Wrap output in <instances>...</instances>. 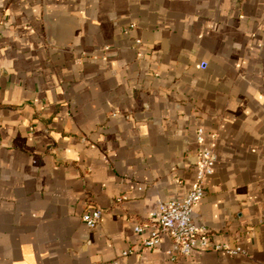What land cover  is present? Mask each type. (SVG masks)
I'll return each mask as SVG.
<instances>
[{"label": "crops", "instance_id": "0c3cea01", "mask_svg": "<svg viewBox=\"0 0 264 264\" xmlns=\"http://www.w3.org/2000/svg\"><path fill=\"white\" fill-rule=\"evenodd\" d=\"M204 146L193 218L245 252L142 246ZM112 260L264 264V0H0V264Z\"/></svg>", "mask_w": 264, "mask_h": 264}, {"label": "built area", "instance_id": "2783aa9c", "mask_svg": "<svg viewBox=\"0 0 264 264\" xmlns=\"http://www.w3.org/2000/svg\"><path fill=\"white\" fill-rule=\"evenodd\" d=\"M198 141L205 139V131L198 128ZM216 157L210 147H201L199 160L196 165V179L188 194L180 200L159 201L150 211L148 221L134 227L140 235V243L144 247H156L161 241V233H168L178 244L179 250L184 255L194 251H225L228 254L244 253L241 247L230 248L224 243H216L211 240L206 226L197 224L193 218L195 204L204 197L206 191V179L214 173ZM102 217L100 208H93L83 214V221L90 228H95ZM134 252L132 248L122 252L128 255ZM99 264H119L117 260L102 262Z\"/></svg>", "mask_w": 264, "mask_h": 264}]
</instances>
